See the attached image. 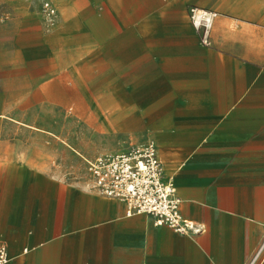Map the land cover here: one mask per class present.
<instances>
[{
  "label": "crops",
  "instance_id": "1",
  "mask_svg": "<svg viewBox=\"0 0 264 264\" xmlns=\"http://www.w3.org/2000/svg\"><path fill=\"white\" fill-rule=\"evenodd\" d=\"M55 2L54 35L71 66L65 86L82 93L98 135L117 144L89 153L61 145L65 168L53 155H0V172L15 183L9 211L0 193V216H12L0 223L7 264H248L264 241V0H82L91 19L75 0ZM192 7L218 14L208 47ZM81 65H92V79ZM148 141L181 216L201 233L128 216L126 202L92 189L75 155Z\"/></svg>",
  "mask_w": 264,
  "mask_h": 264
},
{
  "label": "rangeland",
  "instance_id": "2",
  "mask_svg": "<svg viewBox=\"0 0 264 264\" xmlns=\"http://www.w3.org/2000/svg\"><path fill=\"white\" fill-rule=\"evenodd\" d=\"M47 3L55 9V17L46 10ZM75 5L92 18V9L82 0H75ZM59 17L55 0H0V155L12 156L20 150L40 156L43 162L53 155V166L65 168L66 162L60 164L61 145L76 148L79 144L89 153L117 141L98 135L101 123L89 118L90 105L78 102L82 93L65 86L71 66L62 37L54 35ZM80 71L85 80L94 77L92 65H81ZM83 90L89 95L96 92L94 88ZM69 151L75 154L72 148ZM102 154L108 153L95 157ZM75 155L86 164L94 158L83 152ZM14 189L13 179L0 172L6 211ZM11 218L0 216V223Z\"/></svg>",
  "mask_w": 264,
  "mask_h": 264
},
{
  "label": "built area",
  "instance_id": "3",
  "mask_svg": "<svg viewBox=\"0 0 264 264\" xmlns=\"http://www.w3.org/2000/svg\"><path fill=\"white\" fill-rule=\"evenodd\" d=\"M51 17L56 11L45 5ZM218 17L215 11L192 7L189 20L200 43L210 45L211 32ZM91 187L101 196L124 201L127 215L152 217L156 226H167L182 235L201 233L202 227L183 219L180 199L172 182L166 181L164 169L154 141L133 145L127 150L98 156L87 162ZM10 256L6 244L0 243V264H7ZM264 261V241L248 264Z\"/></svg>",
  "mask_w": 264,
  "mask_h": 264
}]
</instances>
